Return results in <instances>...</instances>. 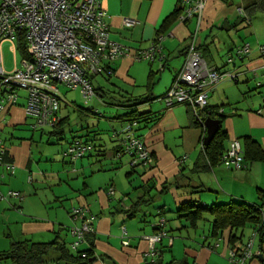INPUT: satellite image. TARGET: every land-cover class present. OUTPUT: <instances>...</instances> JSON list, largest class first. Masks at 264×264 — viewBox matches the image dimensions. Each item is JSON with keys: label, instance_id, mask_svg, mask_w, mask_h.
Wrapping results in <instances>:
<instances>
[{"label": "crops", "instance_id": "1", "mask_svg": "<svg viewBox=\"0 0 264 264\" xmlns=\"http://www.w3.org/2000/svg\"><path fill=\"white\" fill-rule=\"evenodd\" d=\"M246 2L247 0H207L200 31L199 41L210 44V64L222 72L231 71L236 76V79L220 82L209 97V104L213 107L223 106L227 115L222 122L223 129L228 134L226 148L230 139L239 138L244 142L245 136L253 137L264 148V89L258 86V75L263 73V59L259 50L264 45L261 36L256 34L255 25L251 27L240 23L231 29L237 31L243 26L247 34L257 36L258 42L252 36L250 52L245 59L236 58L229 62L232 55L228 53L242 44L238 45L237 38L230 32L213 33L217 27L221 31H231L228 27L239 20L237 8L243 7ZM103 6L110 37L129 49V53L114 64L116 71L113 77L136 87L139 84L136 75L139 73L137 61L142 60L136 59L135 53L148 48L158 34L165 31V69L173 68V81L179 69L172 67L174 62L171 59L185 57L180 52L186 47L190 33L196 28L194 20L184 23L178 16L171 17L175 9L181 6V1L103 0ZM124 17L135 18L138 23L133 27H126L123 24ZM165 22L167 28H163ZM5 46L10 52H14L13 43L3 44V66L7 70L21 68L22 54L20 59L14 58L15 64L10 69L6 67ZM14 49L16 55L19 51L17 43ZM153 63L161 64L160 60ZM153 63L146 65L149 66L146 80L149 92L152 91L153 87L150 88V85L155 79L151 76L155 66ZM95 88L96 94L90 101L107 96L100 90L107 92L103 86ZM116 91L124 94L118 106L126 109H122V113L116 118H110V127H105L103 131L100 128L103 123L102 114H98L97 110L93 113L90 109L85 112L74 102L72 108L78 119L93 121L94 125L91 127L86 124L85 128L70 129L71 115L62 114L63 117H69L66 133L62 136L51 134V128L45 131V128L34 127L36 121L26 111L27 97L24 95L20 94L14 104L2 111L1 137L8 147V158L14 169L10 171L0 165V252L8 251L15 241L49 243L57 238L73 251L71 243L75 238L71 227L81 224V219L75 216L73 209L88 207L89 213L95 216L94 232L86 234L78 250L92 248L94 256L85 264H112L109 258L116 264H150L155 260L163 264L171 261L177 264H236L231 259V252L243 250L252 239L253 229L250 226L235 229L228 227L214 232V217L209 212L204 211L202 219L192 224L183 217L184 212L179 210L191 201L206 208L236 200L261 204V196L264 194V161H249L241 170H230L217 164L209 170L194 172L193 167L202 150V130L191 125L187 107L186 121L181 125L183 115L179 108L175 109L176 105L167 107L164 101L156 105L154 101L157 98L146 101V97L135 96L124 88ZM62 97L65 105L72 104L65 101L64 95ZM130 97L143 102L124 103ZM135 103H140L137 108L140 113L149 111L152 114L160 113L161 116L152 125L145 121L139 124V134L156 156L157 164L152 168H143L142 172L138 171L140 168L125 171V176L129 178L136 172L139 173L141 184L134 186L132 192L130 185L119 179V172L122 171L115 172V175L108 171L113 172L129 164L114 155L118 147L114 132L124 128L127 118L124 115L131 111L127 107ZM162 104L165 108H159ZM47 132L50 136L48 144H58L62 140L71 143L74 135H80L83 140L93 137L97 149L91 156L86 152L82 157L67 161L66 155H62L64 152L44 146V134ZM106 139L110 140V145ZM108 145L113 151L109 154L110 158ZM103 159H110V163L102 161ZM181 159H184L183 163ZM11 191L18 192V195L11 196ZM151 205H156V209L153 210ZM159 219L165 220L166 235L152 245L149 237L159 232L155 229ZM232 233L237 237L234 243L230 242ZM253 239L254 256L247 259L245 264H264V240L257 235ZM124 241L129 243L124 244ZM0 261L13 264L10 260Z\"/></svg>", "mask_w": 264, "mask_h": 264}, {"label": "built area", "instance_id": "2", "mask_svg": "<svg viewBox=\"0 0 264 264\" xmlns=\"http://www.w3.org/2000/svg\"><path fill=\"white\" fill-rule=\"evenodd\" d=\"M206 2L207 0H181L179 20L184 23L194 20L196 28L188 43L185 62L164 97L167 107L189 104L198 111L205 110L211 91L225 79L236 78L231 71L220 72L211 67L198 48ZM237 9L243 13L242 7ZM105 17L103 0H0V115L6 107L18 100L20 90L27 91L26 111L35 118L34 127L55 126L60 121L59 111L63 100L59 89L61 85L81 89L84 98L89 101L95 94L93 78L106 72L111 73L108 65H114L129 53L124 44L110 37ZM137 23L138 20L132 17L123 19L126 27H133ZM18 34L24 36L28 57H23L21 68L7 70L3 66L2 46L5 42L13 43L15 53L14 45ZM165 38L164 33L158 35L148 48L138 50L135 58L149 62L162 60L165 56ZM259 50L264 74V45ZM249 52V44H245L236 54L242 58ZM161 69L165 67L161 65ZM258 85H264V82H259ZM198 111L196 116L199 115ZM131 127L129 123L124 129L126 152L133 157L131 165L153 163L149 149L142 139L133 135ZM89 149L90 145L77 142L66 154L78 158L84 156ZM5 153L0 118V165L11 171L14 166L5 162ZM222 164L230 170L246 167L242 144L238 139L231 140L223 155ZM9 194L17 196L18 192L11 191ZM73 213L81 219L79 226L71 227L75 238L71 247L77 250L85 240L86 233L94 230L95 216L89 213L88 207H76ZM163 222L164 219H161L157 225H162ZM163 235L160 232L150 236L151 244L160 241ZM128 243L129 241H124V244ZM252 244L253 239L243 250L232 251V261L245 264L247 259L254 256Z\"/></svg>", "mask_w": 264, "mask_h": 264}, {"label": "trees", "instance_id": "3", "mask_svg": "<svg viewBox=\"0 0 264 264\" xmlns=\"http://www.w3.org/2000/svg\"><path fill=\"white\" fill-rule=\"evenodd\" d=\"M181 1V0H180ZM242 7V6H241ZM243 8V13L239 12V20L231 24L228 29L231 30L233 28H236L240 23L245 22V20L248 21V24H250L251 19V12L255 11L256 9H263L264 8V0H247L246 4L242 7ZM181 11V6L175 9V11L172 13L171 17H177ZM169 21V19H168ZM163 28H167L166 22L163 25ZM165 32V31H163ZM162 32V33H163ZM193 32V31H192ZM188 39V43L191 39V34ZM160 33V34H162ZM158 34V35H160ZM188 43L186 47L181 50L180 53L185 54V58L187 55L188 51ZM17 45L18 49L23 55V57H28L27 51H26V41L24 39L23 34H18L17 37ZM245 44L241 46H236L233 48L228 54L232 55L230 58L231 61H234V59L238 58L240 60L245 59V56L240 58L237 56L236 52L234 53L235 49L236 51L238 49H241ZM210 44H206L203 42H199L198 48L202 50L203 55L208 62V64L213 67L210 63L212 62V51L209 48ZM229 59V62H231ZM159 61V60H157ZM156 62V61H153ZM151 62V63H153ZM161 64L166 67V55L162 60H160ZM108 68L110 69L111 73H107V76L109 78L113 77L116 67L114 65H108ZM216 68V67H215ZM218 70V68H216ZM220 71V70H219ZM222 72V71H220ZM178 73V72H177ZM176 73V74H177ZM155 72H152L153 76ZM176 74L174 78L176 77ZM154 77H152L153 79ZM94 79V78H93ZM236 79V78H235ZM174 80V79H173ZM154 81H152V85H150V88L153 87ZM94 86V83H93ZM258 86H264V85H258ZM95 94H96V88L94 86ZM101 92L106 96L108 95V92L104 91L103 89H100ZM169 90V89H168ZM167 90V92H168ZM167 92L160 96L159 98L164 99L165 95ZM120 94V97L123 98L124 95L122 92H118ZM142 98V97H141ZM156 99V97H153L152 95H149L148 97L144 98L146 101H152ZM158 99V97H157ZM143 100V99H142ZM122 99L120 100V102ZM130 101H138V102H143L139 99H132L130 97L127 100H124V103ZM165 102V100H164ZM140 103H135L132 106L129 105V108L127 107L128 110H131L129 113H126L124 116L127 118L125 119L126 124L130 123L132 125V133L134 136L139 137L140 139L143 140L142 135L137 133L136 131L139 130V124L142 121H145L149 123L150 125L154 124L159 118H160V113H154L152 114L151 112H145V113H140L138 111V105ZM185 106L188 109V113L190 115V121L191 125L194 127H199L202 130V135H201V142H202V150L201 154L195 163L193 167L194 172H200V171H206L211 168L213 165L217 164H222V158L224 153L227 151V149L230 146V143L228 147H225V141L228 138L227 132L223 129V125L221 124L220 130L213 139V141L207 146V148L204 147L203 145V140L206 134V127H205V120L208 117H212L215 119H221L222 122L225 120L227 117L223 106L220 107H213L210 104L206 107L205 110H200L198 111L196 108L189 104H185ZM61 109H62V104H61ZM61 109L59 111L60 114V121L58 124L55 126H49L51 128L50 133L53 135L57 136H62L66 133L65 127L69 123V117H63L61 114ZM83 111L87 112V109H84L81 107ZM134 109V110H133ZM223 109V111H221ZM93 113H96V110L90 109ZM199 112V115L196 116V112ZM125 124L124 128L120 131H115L114 135H116V139L118 141V147L116 150V158L118 159H123L124 155H127L128 153L126 152V145H127V139L124 141V129L127 126ZM136 127V128H135ZM44 128V127H41ZM73 141L70 143L69 148L76 144L77 142L82 145H90V149L87 151V155L91 156L94 151H96L97 146L94 143V138L91 137V139L83 140V137L80 135H74L73 136ZM2 139V137H1ZM235 138L230 139L233 140ZM238 139L243 148V156H244V163L247 165V163L250 161H264V148L256 141L253 139L251 136H245L244 142H242L239 138ZM144 142V140H143ZM146 145V143L144 142ZM6 153H5V162L10 163V159L8 158V147L6 146ZM147 147V145H146ZM68 148V149H69ZM148 148V147H147ZM149 149V148H148ZM68 151V150H67ZM154 161L151 164L144 165L142 164L138 166H132L131 161L133 159L132 155L129 154L130 159H129V164L131 165L132 169H136L139 167L142 168H152L156 166L157 164V159L154 153L149 149ZM181 163H183L184 159L180 160ZM223 165V164H222ZM225 167V166H224ZM228 169V168H227ZM262 203L261 204H255V203H250L244 200H236V201H231L227 204H214L210 207H204L202 204H198L194 201H191L189 203H185L186 205L181 206V209L179 211L184 212L183 217L188 219L190 223L195 224L198 220L202 219L204 211L209 212L213 217H214V222H213V229L214 232L217 231H222L225 228L231 227L232 229L235 228H240V227H247L250 226L253 229V237L254 236H259L262 240H264V194L261 196ZM129 212V211H127ZM159 219L158 221H160ZM157 221V222H158ZM157 222L155 224V229L156 231L158 230L156 234L163 232L165 236L166 232L164 231V224L165 220L162 225H157ZM94 232V230L92 231ZM89 234L91 232H88ZM87 234V233H86ZM86 236V235H85ZM162 236V237H163ZM162 239V238H161ZM237 237L235 235H231L230 237V242L234 243ZM254 240V239H253ZM161 241V240H160ZM93 245V244H92ZM72 248V247H71ZM73 249V248H72ZM239 251V250H237ZM94 249H86L83 251L74 250L71 251L65 244V242L61 241L59 238L55 239L52 242L49 243H41V242H31L29 240H23V241H15L12 243L11 248L8 251L5 252H0V260H10L13 264H47L48 262H53L54 264H85L89 262L94 254ZM109 261L112 264H116L114 261H112L109 258ZM150 264H163L161 261L155 260L154 262H151ZM168 264H177L174 261H171Z\"/></svg>", "mask_w": 264, "mask_h": 264}, {"label": "rangeland", "instance_id": "4", "mask_svg": "<svg viewBox=\"0 0 264 264\" xmlns=\"http://www.w3.org/2000/svg\"><path fill=\"white\" fill-rule=\"evenodd\" d=\"M235 1L240 2V0H235ZM238 15H239V12H238ZM250 16H251V19H249L250 24H248V21H247L248 19L245 20V22H243V23H246V25L248 24V26H251V27L253 25H255V27L257 28L256 34L261 36L262 43L264 44V10H261V9L255 10V11L251 12ZM219 32H221L223 34H227L228 32H230L231 35H235V37L237 38V44L238 45L239 44H242V45L243 44H249L250 42L252 43V40H251L252 36H253L252 38H254L256 40V42H258L257 36L247 34L246 29L243 28V26L238 28L237 31L236 30L221 31V30H219L218 27L214 28V30H213L214 34L219 33ZM210 38H211L210 39V41H211L212 35L210 36ZM235 52H236V49H235L234 53ZM15 57H19V59H20L21 58V52L18 51L17 54L15 55L14 52L13 53L10 52L8 47L5 46V48H4V59H5L6 67L8 69H10L15 64V62H14ZM226 58L228 59V56ZM179 60H181L182 62L180 63ZM184 60H185V57H183V56L172 58L171 61L174 62V64L172 63V67L175 66L176 68H178L180 70ZM175 63H177L179 65H175ZM147 64L149 65L150 62L146 61V60L137 61L136 68L138 69L139 73L136 75L139 79V84L136 87H132L130 85L125 84L124 82H120V81L116 80L114 77L107 79L108 76L106 73L97 75L96 76L97 78L94 79L95 80L94 86L95 87L103 86L107 90L108 95L104 98H97L96 97L92 101H90V100L86 101L81 89H72V88H69L65 85L60 86V91L62 92V95H64L65 101H67L68 103L71 104L72 102H74L75 104L83 107L84 109H94V110L98 111V114H102L103 123L100 125V128L103 131L105 127L106 128L110 127L109 126V121H111L110 118H116L120 113H122V109L125 108V107H119L118 106V104L121 103L120 102L121 97H120V94H118V92L116 90H120L121 88H124V90H126V92H131V94H134L135 96L148 97L149 95H152L156 98L158 97V99H156L154 101L156 105H157V103H162V101H164V99H161L159 97L162 96L164 93H166L167 90L172 85L173 81H172L171 75L173 72H171V70H173V68L172 69L167 68V69L162 70L161 64L157 65V63H153V66L155 65L153 68V70L155 72L153 77L155 79H154V85H153L152 91L150 90V92H149L147 87H146L147 86L146 80H147V76H148V72H149V66H146ZM133 71L135 72L136 69H134ZM258 77L260 78V82H264V74L263 73L262 74L260 73L258 75ZM118 88H120V89H118ZM260 88L264 89V86H261ZM133 91H135V93H132ZM20 94L27 97V91L26 90H20L19 95ZM20 100H22V99H20ZM72 106H73V103L68 106V105L64 104V101L62 102L61 114H63V115L70 114L71 118H72V122L69 126L70 129H81V127L85 128V126H87L86 124H88L91 127L94 125L93 121H90V120L80 121V119H78V115H76V112L73 110L74 108H72ZM164 106L165 105L162 104V107H159V108H165ZM185 107H186L185 104H178L175 107V109L179 108V110L181 111V113L183 115L181 118V125L185 124V121H186ZM154 108H157V107L154 105ZM44 128H45L44 130L46 131L50 127L45 126ZM40 132H41V130L38 131V135H40ZM136 132L140 133V130H137ZM68 136H70L69 133H68ZM49 137L50 136H49L48 132L46 134H44V143H45V145L43 144L44 146H46L48 148H56V149L60 150L61 153L64 152L62 155L63 156L66 155L65 157L67 158L66 159L67 161L70 159H75L72 155L66 154L67 150L70 146V143H66V141L62 140L58 144H56V142H55V144H48V138ZM99 137L101 138L102 134ZM55 141H57V140L55 139ZM82 141H83V139H82ZM100 141H101V139H100ZM106 142L109 145L111 144L110 140H108V139H106ZM40 145L42 147V144H40ZM109 145L107 147L108 158H110L109 154H112V152H113ZM200 149H202V143H201ZM114 155H115V153H114ZM85 159H86V157H85ZM129 159H130L129 154L124 155L123 160L125 162L128 161V163H129ZM102 161H106L107 163H110V159H107V160L103 159ZM79 166H80V164H79ZM0 167H2V166H0ZM139 168L140 169H138V171L142 172L143 168L142 167H139ZM128 169H132L130 164H126V166H124V168H119V169L113 170V172L108 171V173L109 174L113 173L112 175H115L116 174L115 172L122 171V172H119V173H121L119 175V179L125 180V182H127V185H130V187H131L130 191L134 192L133 191L134 186L140 185L141 180L138 176L139 175L138 172H136L130 178L126 177L125 171ZM102 173H104V172H102ZM150 207L153 210H155L157 206L151 205ZM166 209H168V207ZM163 214H166V213H163ZM0 264H4V263L0 261Z\"/></svg>", "mask_w": 264, "mask_h": 264}, {"label": "water", "instance_id": "5", "mask_svg": "<svg viewBox=\"0 0 264 264\" xmlns=\"http://www.w3.org/2000/svg\"><path fill=\"white\" fill-rule=\"evenodd\" d=\"M221 124H222L221 119L208 117L205 120L206 134L203 140V145L205 148H207V146L213 141V139L220 130Z\"/></svg>", "mask_w": 264, "mask_h": 264}]
</instances>
